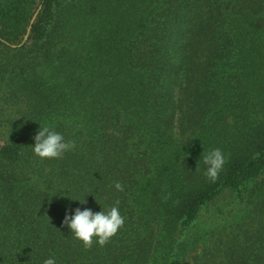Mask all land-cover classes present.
<instances>
[{
    "label": "trees",
    "instance_id": "trees-1",
    "mask_svg": "<svg viewBox=\"0 0 264 264\" xmlns=\"http://www.w3.org/2000/svg\"><path fill=\"white\" fill-rule=\"evenodd\" d=\"M46 124L76 149L36 157ZM116 200L103 246L63 224ZM50 255L264 264V0H0V264Z\"/></svg>",
    "mask_w": 264,
    "mask_h": 264
},
{
    "label": "clouds",
    "instance_id": "clouds-1",
    "mask_svg": "<svg viewBox=\"0 0 264 264\" xmlns=\"http://www.w3.org/2000/svg\"><path fill=\"white\" fill-rule=\"evenodd\" d=\"M33 154L40 159H62L67 152L76 149V141L66 139L62 132H59L52 125L39 126L33 136ZM226 162L224 153L219 148H214L203 156V164L206 166L205 175L210 181H215ZM117 191H123L124 187L120 182L114 183ZM86 195L82 198H74L81 205L86 204ZM125 217L121 214L119 200L107 210L93 211L89 207H76L70 212L66 210L63 224L73 234L75 239L82 242L85 248H90L95 242L103 246L113 237L118 229L122 228ZM43 264H57L56 257L50 255L43 261Z\"/></svg>",
    "mask_w": 264,
    "mask_h": 264
}]
</instances>
